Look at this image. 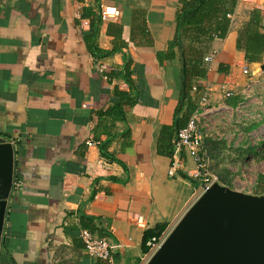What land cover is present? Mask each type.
Returning <instances> with one entry per match:
<instances>
[{
  "label": "crops",
  "instance_id": "1",
  "mask_svg": "<svg viewBox=\"0 0 264 264\" xmlns=\"http://www.w3.org/2000/svg\"><path fill=\"white\" fill-rule=\"evenodd\" d=\"M180 1L0 0V138L13 146L20 183L6 200L0 264H103L84 250L82 216L121 246L113 264H147L145 230L166 224L168 235L199 198L193 157L182 154L178 173L158 143L177 118L182 66L158 54L175 36ZM101 5L118 7L120 19L100 22ZM253 8L264 11V0L238 4L225 40L203 46L213 60L198 99L207 93L210 113L234 108L225 92L239 86L241 67L263 66L236 48ZM92 45L109 54L96 59ZM124 56L132 85L108 79ZM116 90L131 99L118 112ZM104 144L114 160L101 156ZM4 192L0 179V201Z\"/></svg>",
  "mask_w": 264,
  "mask_h": 264
},
{
  "label": "trees",
  "instance_id": "2",
  "mask_svg": "<svg viewBox=\"0 0 264 264\" xmlns=\"http://www.w3.org/2000/svg\"><path fill=\"white\" fill-rule=\"evenodd\" d=\"M237 5V0L180 1V7L176 14L175 36L167 44L166 50L158 54L161 61L178 59L182 66L180 98L176 109L177 118L171 126H164L158 136V143L161 144L171 158L174 147L173 141L178 132L186 127L191 115L197 109V99L202 91L199 82L207 76L208 69L204 63L206 51L203 46L215 40H225L230 31V16L235 12ZM93 34H95V30ZM186 42H189L190 46H185ZM236 48L243 52L244 61L247 64L263 63L264 11L256 8L250 11L248 21L243 22L237 29ZM89 49L96 59H98V55L109 54L101 53L94 45L90 46ZM124 61L123 69L118 73H110L108 79H121L132 85L130 78L132 60L124 56ZM218 71L223 74L228 72L222 64ZM124 103L130 104L131 99L127 93L116 90L111 111L118 112ZM230 104L235 107L237 102L231 100ZM100 152L104 159L114 160V157L107 152L106 144L100 148ZM180 164L181 160L176 167L178 173ZM181 176L187 178L182 174ZM81 225L91 232H97L100 237L108 236L105 230L97 227L91 217L82 216ZM166 228V224H161L153 229L145 230L141 244L143 254H148L152 246L160 242ZM99 262L108 264L102 260H99Z\"/></svg>",
  "mask_w": 264,
  "mask_h": 264
},
{
  "label": "water",
  "instance_id": "3",
  "mask_svg": "<svg viewBox=\"0 0 264 264\" xmlns=\"http://www.w3.org/2000/svg\"><path fill=\"white\" fill-rule=\"evenodd\" d=\"M264 70V66L261 67ZM14 149L0 138V229L13 182ZM147 264H264V198L213 183L186 211Z\"/></svg>",
  "mask_w": 264,
  "mask_h": 264
},
{
  "label": "rangeland",
  "instance_id": "4",
  "mask_svg": "<svg viewBox=\"0 0 264 264\" xmlns=\"http://www.w3.org/2000/svg\"><path fill=\"white\" fill-rule=\"evenodd\" d=\"M259 65L264 66V61ZM254 69L250 74L241 67L236 74L239 86H235L232 98H227L237 102L234 108L209 113L201 121L204 142L199 161L195 162L196 155L192 157L199 182L207 180L264 198V70ZM198 193L200 197L202 193Z\"/></svg>",
  "mask_w": 264,
  "mask_h": 264
},
{
  "label": "built area",
  "instance_id": "5",
  "mask_svg": "<svg viewBox=\"0 0 264 264\" xmlns=\"http://www.w3.org/2000/svg\"><path fill=\"white\" fill-rule=\"evenodd\" d=\"M237 3L255 4L256 0H237ZM99 15L101 22H116L121 17V11L115 6L101 5L99 8ZM212 60V57H206L204 59V63L208 65L212 62ZM99 70L100 72H103V67L100 66ZM244 74H248V72L244 71ZM233 94L234 93L232 91H226L225 97L230 98L233 96ZM209 113L210 109L208 108V95L207 93H204L197 100V109L191 115L186 127L178 132L175 140L173 141L174 147L171 158V165L173 168L176 169L184 152L190 154L191 156L196 155V158H194L195 162L199 161L198 154L201 151L204 142L203 125H201V121L205 119L206 115ZM212 184L213 182H209L207 180L202 182V185L207 187H210ZM19 188V181L14 179L12 182V189L17 190ZM136 225L142 229L146 228L145 218L143 216H138L136 219ZM79 237L83 243L84 250L88 255L97 260L106 261L109 264L114 263V255L116 251L121 248L119 244L113 243L109 237H100L86 228L80 229ZM163 239L164 238L162 237L158 243L159 245L164 241ZM158 244L152 246L150 252L151 254H154L158 249Z\"/></svg>",
  "mask_w": 264,
  "mask_h": 264
}]
</instances>
